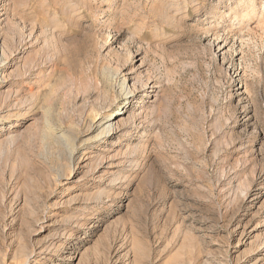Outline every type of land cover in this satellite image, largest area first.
<instances>
[{
	"label": "rangeland",
	"instance_id": "1",
	"mask_svg": "<svg viewBox=\"0 0 264 264\" xmlns=\"http://www.w3.org/2000/svg\"><path fill=\"white\" fill-rule=\"evenodd\" d=\"M0 264H264V0H0Z\"/></svg>",
	"mask_w": 264,
	"mask_h": 264
},
{
	"label": "bare ground",
	"instance_id": "2",
	"mask_svg": "<svg viewBox=\"0 0 264 264\" xmlns=\"http://www.w3.org/2000/svg\"><path fill=\"white\" fill-rule=\"evenodd\" d=\"M110 75V74H109ZM108 75V76H109ZM125 82V81H124ZM121 83H123V82H121ZM121 86H122V89H124L123 87L125 86L124 84L122 85L121 84ZM159 86V85H158ZM158 86H154V87H158ZM126 88V87H125ZM145 88H147V86H145ZM144 89V88H143ZM142 89H139V90H137L138 92H137V94H139V92L141 91ZM117 112V113H120L121 111H118V109H116V110H114V111H112V112H110V113H108L107 114V116H104V115H102V117L100 118V120H99V126H101L102 128L100 129V133H99V135L98 136H102L103 134H106V133H110L111 131H112V133H114V130H115V132L117 131L116 130V125L115 124H113V119L116 117V115L113 113V112ZM128 110H126L125 112H127ZM113 113V114H112ZM98 117V116H97ZM112 120V121H111ZM54 129H52V131H49L48 133H47V137H51V138H54V139H58V138H60V137H64V140L66 139L67 140V146H69L68 148H69V152L71 153V155L73 154V151H74V148H75V143H74V141H73V139L69 136V135H66V134H63L62 136L61 135H57V134H55L54 133V131H53ZM60 136V137H59ZM62 137V138H63ZM61 138V139H62ZM63 140V141H64ZM57 141V140H56ZM59 141V140H58Z\"/></svg>",
	"mask_w": 264,
	"mask_h": 264
}]
</instances>
